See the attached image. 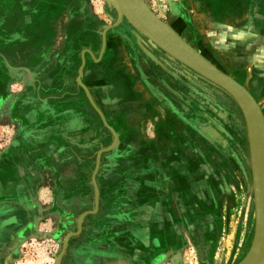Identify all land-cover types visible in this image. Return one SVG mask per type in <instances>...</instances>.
Returning <instances> with one entry per match:
<instances>
[{
	"label": "rangeland",
	"instance_id": "374dc122",
	"mask_svg": "<svg viewBox=\"0 0 264 264\" xmlns=\"http://www.w3.org/2000/svg\"><path fill=\"white\" fill-rule=\"evenodd\" d=\"M143 2L264 114V0ZM143 32L121 0H0V201L32 205L0 203V264L249 254L243 111Z\"/></svg>",
	"mask_w": 264,
	"mask_h": 264
},
{
	"label": "water",
	"instance_id": "95a60500",
	"mask_svg": "<svg viewBox=\"0 0 264 264\" xmlns=\"http://www.w3.org/2000/svg\"><path fill=\"white\" fill-rule=\"evenodd\" d=\"M121 2L139 23L143 33L154 46L159 47L170 57L222 87L235 98L241 107L246 120L250 145L256 231L252 248L240 264H264V114L260 106L244 86L222 72L189 45L168 24L152 12L143 0H121ZM151 57L153 58V56ZM66 247L67 244L61 257L65 253Z\"/></svg>",
	"mask_w": 264,
	"mask_h": 264
},
{
	"label": "crops",
	"instance_id": "0c3cea01",
	"mask_svg": "<svg viewBox=\"0 0 264 264\" xmlns=\"http://www.w3.org/2000/svg\"><path fill=\"white\" fill-rule=\"evenodd\" d=\"M29 156H31L32 155V152H30L29 151ZM27 155V152L25 153V156ZM29 156H28V158H29ZM30 160H32V158H30ZM23 170H25L24 168H23ZM16 194V193H15ZM3 201H5V202H7V203H14V204H19L21 207H22V209H24L25 211H27V212H29V211H31L32 210V205H31V200H27L26 198L25 199H21V198H17V197H14V196H12V198L11 197H8L6 200H1L0 201V203H5V202H3ZM1 205V204H0ZM205 211H208L207 209L205 210ZM200 215H203L202 214V212H201V214ZM194 223L195 222H191V224L190 225H194ZM26 231V228H23L21 231H20V234H23L24 232ZM218 232V230L216 231V233ZM200 237H202V238H200L199 239V241L200 242H202V240L205 238L206 240V242L207 241H214L213 240V238H214V235L212 234V233H210V231H208L207 230V232H205V234L204 235H201ZM205 251V250H204ZM206 252V251H205ZM167 259V258H166ZM119 263H121V264H127V263H125L124 262V260L122 259V258H120V260L118 261Z\"/></svg>",
	"mask_w": 264,
	"mask_h": 264
}]
</instances>
